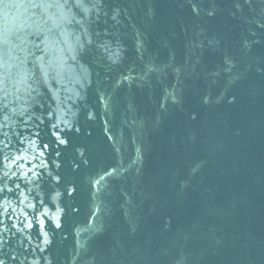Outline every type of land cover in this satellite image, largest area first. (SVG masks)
Returning a JSON list of instances; mask_svg holds the SVG:
<instances>
[{
	"label": "water",
	"instance_id": "water-1",
	"mask_svg": "<svg viewBox=\"0 0 264 264\" xmlns=\"http://www.w3.org/2000/svg\"><path fill=\"white\" fill-rule=\"evenodd\" d=\"M5 64L2 264H264V0H0Z\"/></svg>",
	"mask_w": 264,
	"mask_h": 264
},
{
	"label": "clouds",
	"instance_id": "clouds-1",
	"mask_svg": "<svg viewBox=\"0 0 264 264\" xmlns=\"http://www.w3.org/2000/svg\"><path fill=\"white\" fill-rule=\"evenodd\" d=\"M32 6L34 7V5H32ZM8 7H10V5H5V9H7ZM45 7H47V6H45ZM4 67H5V75L3 77H0V89L4 90L5 94H7L8 90H7V88H6L5 84H4V81L7 79V70H8L9 66L7 64H5ZM41 68H42V71L44 72L45 77H47V69L44 68L43 65H41ZM54 95H55V93H54ZM59 214H60L59 211H57V213H56V218L57 219L59 217ZM41 223H43V222H41ZM58 226L59 225L57 224V227Z\"/></svg>",
	"mask_w": 264,
	"mask_h": 264
},
{
	"label": "snow or ice",
	"instance_id": "snow-or-ice-1",
	"mask_svg": "<svg viewBox=\"0 0 264 264\" xmlns=\"http://www.w3.org/2000/svg\"><path fill=\"white\" fill-rule=\"evenodd\" d=\"M0 264H2V262H0Z\"/></svg>",
	"mask_w": 264,
	"mask_h": 264
}]
</instances>
